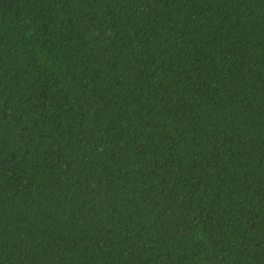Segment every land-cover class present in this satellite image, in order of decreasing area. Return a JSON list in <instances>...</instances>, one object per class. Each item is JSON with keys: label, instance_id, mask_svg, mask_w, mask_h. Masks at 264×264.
<instances>
[{"label": "trees", "instance_id": "1", "mask_svg": "<svg viewBox=\"0 0 264 264\" xmlns=\"http://www.w3.org/2000/svg\"><path fill=\"white\" fill-rule=\"evenodd\" d=\"M0 264H264V0H0Z\"/></svg>", "mask_w": 264, "mask_h": 264}]
</instances>
